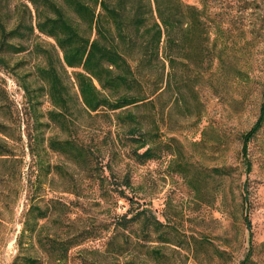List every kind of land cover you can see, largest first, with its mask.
Instances as JSON below:
<instances>
[{
	"label": "rangeland",
	"instance_id": "rangeland-1",
	"mask_svg": "<svg viewBox=\"0 0 264 264\" xmlns=\"http://www.w3.org/2000/svg\"><path fill=\"white\" fill-rule=\"evenodd\" d=\"M25 3L0 0L6 30L15 24L16 5L27 21L29 16L34 21L33 8L28 4L30 15ZM184 3L201 12L200 28L187 31L194 39L183 50L187 57L172 70L187 77L184 96L175 98L162 84L166 92L154 96V107L140 110L155 122L154 144L166 147L144 164L128 156L113 120L100 111H85L73 70L58 67L62 54L51 38L34 30L24 38L7 39L24 49L0 51L5 61L0 64V138L15 160L0 162V264H25L21 256L51 264L49 249L39 245L36 234L26 232L19 243L33 205L46 211L37 225L44 243L47 235L79 240L64 264H239L249 250V264H264V126L248 145V171L241 155L242 136L256 122L263 100L264 0ZM46 51L73 99L68 129L47 119L52 106L37 73L50 62ZM145 125L150 126L147 120ZM37 129L41 135L35 143ZM49 137L74 138L90 148L104 188L97 177L51 152ZM31 147L49 172L32 158ZM124 175L132 185L126 197L105 192L117 188ZM138 206L151 210L160 225L115 228L119 218L129 217V210ZM119 246L126 249L113 254Z\"/></svg>",
	"mask_w": 264,
	"mask_h": 264
},
{
	"label": "trees",
	"instance_id": "trees-1",
	"mask_svg": "<svg viewBox=\"0 0 264 264\" xmlns=\"http://www.w3.org/2000/svg\"><path fill=\"white\" fill-rule=\"evenodd\" d=\"M25 1L24 9L28 10L30 15L29 5L33 8L34 21L32 16H29L27 21L17 5L14 12L18 13V16L13 28L6 30L0 19V51L7 48L22 51L23 46L10 44L7 39L24 38L34 30L51 38L62 54L61 60H56L58 67L65 66L73 70L85 111L88 114L100 111L104 117L113 120L114 125L120 127L123 135L121 141L124 143L122 146L129 148L128 156L135 162L144 164L156 159L166 147L154 144L155 128L151 124L155 122L150 116L140 114V110L152 109L154 96H161L166 92L165 89L171 90L175 98H183V82L187 77L172 70L178 61L187 57L183 50L194 40L192 36L187 35V31L194 32L200 28L201 12L195 6L184 3V0ZM46 54L50 62L43 67L39 66L37 73L47 85V95L52 106L47 112V119L63 130L68 129L67 113L73 99L50 52L46 51ZM4 62L0 57V64ZM166 63L170 68L167 72ZM234 71L238 77H243L244 72L241 69ZM172 78L175 86L173 89ZM162 84H165V89H162ZM186 89L193 92L192 87L188 86ZM146 120L150 125L148 127L145 125ZM262 126L264 92L259 116L242 136L241 155L247 171L250 169V161L247 158L248 145ZM0 132L4 133L1 129ZM36 133L35 143L41 135L39 129ZM47 148L53 153L65 156L91 177H97L100 186L104 188L105 178L99 174L100 164L94 163V152L86 145L70 137H49ZM30 153L33 159H38L41 169H47L42 163V157L33 147ZM13 157L7 142L0 138V162L14 163ZM107 167L111 172L109 164ZM116 186L117 188L105 192L117 191L121 197H126L125 190H132L128 175H124L122 183ZM245 202H248L246 198ZM128 214L129 217L124 214L117 220L115 228L125 230L132 224H138L142 229L148 230L154 224L160 225L152 211L145 206H138L135 211L129 210ZM26 217L19 235V243L26 232L34 233L38 236L39 245L48 247V260L51 264H64L68 250L79 244V240L73 238L74 236L60 238L47 235L44 243V240L39 238L37 225L38 220L46 218V211L33 205L27 211ZM125 241L129 243L127 238ZM125 249L124 246L114 247L111 252L121 255ZM21 257L25 264H39V261L32 257ZM249 263L250 250L239 264Z\"/></svg>",
	"mask_w": 264,
	"mask_h": 264
},
{
	"label": "water",
	"instance_id": "water-1",
	"mask_svg": "<svg viewBox=\"0 0 264 264\" xmlns=\"http://www.w3.org/2000/svg\"><path fill=\"white\" fill-rule=\"evenodd\" d=\"M245 198H246V200H248V197H247V195L245 196ZM246 213H247V211H246ZM247 226L249 227V224H248Z\"/></svg>",
	"mask_w": 264,
	"mask_h": 264
}]
</instances>
